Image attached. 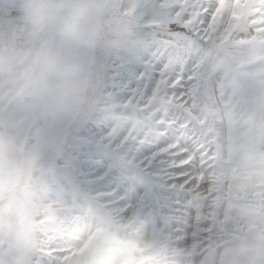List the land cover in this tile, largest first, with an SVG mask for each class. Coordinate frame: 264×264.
<instances>
[{"label": "rangeland", "instance_id": "374dc122", "mask_svg": "<svg viewBox=\"0 0 264 264\" xmlns=\"http://www.w3.org/2000/svg\"><path fill=\"white\" fill-rule=\"evenodd\" d=\"M104 2L123 12L131 35L108 51L76 52L86 114L21 115L0 93V128L14 130L36 162L42 197L31 209L43 215L41 236L14 254L15 264H62L92 222L113 217L159 264H264V0H220L224 23L203 37L190 87L175 98L194 138L181 143L197 150L195 168H173L168 157L142 166L131 150L151 138L158 115V98L120 79L128 61L147 51L152 0ZM21 4L0 0V27L23 41Z\"/></svg>", "mask_w": 264, "mask_h": 264}, {"label": "clouds", "instance_id": "9594fccd", "mask_svg": "<svg viewBox=\"0 0 264 264\" xmlns=\"http://www.w3.org/2000/svg\"><path fill=\"white\" fill-rule=\"evenodd\" d=\"M27 38L0 27V93L18 113L57 116L72 109L86 114L90 98L81 91L84 71L76 52L111 50L130 38L127 17L104 0H22ZM38 166L9 127L0 128V264H15L41 236ZM113 217L92 222L71 242L62 264H159L131 240Z\"/></svg>", "mask_w": 264, "mask_h": 264}, {"label": "snow or ice", "instance_id": "6c2138e0", "mask_svg": "<svg viewBox=\"0 0 264 264\" xmlns=\"http://www.w3.org/2000/svg\"><path fill=\"white\" fill-rule=\"evenodd\" d=\"M220 11V0H152L148 6L145 19L155 31L149 36L144 56L129 60L120 77L126 89L159 100L151 138L131 149L140 157L142 166L150 167L168 157L173 168L197 167V150L190 151L181 143H193L194 138L175 98L190 87V67L204 51L203 37L223 25L227 13L217 21ZM192 175L183 176L185 185Z\"/></svg>", "mask_w": 264, "mask_h": 264}]
</instances>
